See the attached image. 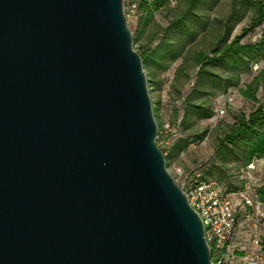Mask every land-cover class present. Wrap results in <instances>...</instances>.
Masks as SVG:
<instances>
[{
    "label": "water",
    "instance_id": "water-1",
    "mask_svg": "<svg viewBox=\"0 0 264 264\" xmlns=\"http://www.w3.org/2000/svg\"><path fill=\"white\" fill-rule=\"evenodd\" d=\"M156 133L123 0H0V264H213Z\"/></svg>",
    "mask_w": 264,
    "mask_h": 264
},
{
    "label": "rangeland",
    "instance_id": "rangeland-1",
    "mask_svg": "<svg viewBox=\"0 0 264 264\" xmlns=\"http://www.w3.org/2000/svg\"><path fill=\"white\" fill-rule=\"evenodd\" d=\"M130 1L123 0L124 12ZM125 16L133 48L146 60L142 66L157 128L167 132L166 143L157 141V144L166 152L168 171L178 182L185 175L199 172L221 186L236 187L239 179L227 177L213 151L217 139L234 122L235 115L240 111L248 113L255 103L241 97L237 88L223 91L225 84L213 80L215 77L228 79L240 72L239 87H243L264 68V60L249 63L250 56L242 53L235 58L239 69L233 68V58L220 57L227 44L251 23L252 7L242 5L241 0H172L165 9L154 11L150 16L139 9L135 15L125 13ZM261 37H264V23L246 31L239 43L254 44ZM180 44L184 48L178 52L176 48ZM202 52L217 58L202 66L199 79L196 57ZM256 96L264 99V88L259 87ZM188 98L189 103L212 107L213 115L208 118L192 115L189 126L183 125L182 109ZM169 151L176 153L172 155L175 167L168 163ZM253 164L249 174L264 183V161ZM260 233L264 235V226Z\"/></svg>",
    "mask_w": 264,
    "mask_h": 264
},
{
    "label": "built area",
    "instance_id": "built-area-1",
    "mask_svg": "<svg viewBox=\"0 0 264 264\" xmlns=\"http://www.w3.org/2000/svg\"><path fill=\"white\" fill-rule=\"evenodd\" d=\"M137 9L136 0H131L124 14L135 15ZM157 138L166 143V130L157 128ZM253 169L251 163L241 171L243 184L235 191L201 179L199 172L175 180L202 222L213 264H264V202L257 193L264 183L252 178Z\"/></svg>",
    "mask_w": 264,
    "mask_h": 264
},
{
    "label": "trees",
    "instance_id": "trees-1",
    "mask_svg": "<svg viewBox=\"0 0 264 264\" xmlns=\"http://www.w3.org/2000/svg\"><path fill=\"white\" fill-rule=\"evenodd\" d=\"M172 0H139L137 2L138 9L146 16H150L154 11L165 9L169 2ZM192 3V2H191ZM241 4L244 6H250L253 9L254 16L249 26L242 30L241 34L231 40L227 46L221 51L220 57H229L234 59L233 68L239 69L236 65V57H241V53L244 56H250L247 62H257L264 60V37L254 44H240L239 39L243 34L252 30L255 26L264 23V0H241ZM229 27L226 29V33L229 34ZM178 52L184 48L182 44L178 45ZM180 50V51H179ZM171 51V50H170ZM173 51V50H172ZM171 51V52H172ZM212 52H215L213 50ZM139 54V53H138ZM142 60V64L145 63V58L139 54ZM257 55L256 59L254 56ZM215 58L207 56V53L202 52L196 57V63L200 67L198 72V78H202L203 65L207 62L213 61ZM240 72L234 73L228 79L215 77L213 80L216 83H224L223 91H226L229 87L238 89V93L241 97L248 99L255 103L253 109L248 113L240 111L235 115L234 122L227 127L225 132L217 139L214 147L213 155L220 160V167L227 172V177H236L239 179L238 185L228 190L235 191L241 188L243 179H241V171L246 168L247 165L253 163L256 160L264 158V99H258L256 96L259 87L264 88V68L258 70L254 74L252 79L246 83L243 87H239ZM192 115H198L202 117H211L213 115V109L211 107H203L201 104L189 103V98L184 103L182 109V124L189 126V117ZM158 126V125H157ZM159 127V126H158ZM159 129V128H158ZM158 142L161 139L157 138ZM163 154H166L164 149H161ZM165 163L167 167V158L165 157ZM230 160L234 162L232 165H226V161ZM201 174V173H200ZM201 179L209 180L201 174ZM259 199L264 201V185L257 189Z\"/></svg>",
    "mask_w": 264,
    "mask_h": 264
},
{
    "label": "crops",
    "instance_id": "crops-1",
    "mask_svg": "<svg viewBox=\"0 0 264 264\" xmlns=\"http://www.w3.org/2000/svg\"><path fill=\"white\" fill-rule=\"evenodd\" d=\"M166 153V152H165ZM169 159H168V163L171 164L172 167H175L174 166V162H173V159H172V155L176 154V153H173V152H170L169 151ZM256 161H264V158L260 159V160H256ZM264 202V201H262ZM262 226H264V223H262Z\"/></svg>",
    "mask_w": 264,
    "mask_h": 264
}]
</instances>
